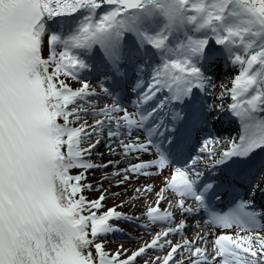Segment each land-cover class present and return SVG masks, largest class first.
<instances>
[{"label": "snow or ice", "instance_id": "snow-or-ice-1", "mask_svg": "<svg viewBox=\"0 0 264 264\" xmlns=\"http://www.w3.org/2000/svg\"><path fill=\"white\" fill-rule=\"evenodd\" d=\"M0 264H264V0H0Z\"/></svg>", "mask_w": 264, "mask_h": 264}, {"label": "bare ground", "instance_id": "bare-ground-1", "mask_svg": "<svg viewBox=\"0 0 264 264\" xmlns=\"http://www.w3.org/2000/svg\"><path fill=\"white\" fill-rule=\"evenodd\" d=\"M230 75V74H229ZM141 180H143L144 179V177H141L140 178ZM155 179H156V181L157 182H159V177H155ZM130 183H132V182H130ZM105 186L107 187V182H105ZM93 193H89V195H92ZM112 201H106V203H111ZM195 219H200L201 220V223H203V220L200 218V217H196ZM193 222V221H192ZM191 222V223H192ZM190 223V224H191ZM192 230L191 231H186V234H191V232L192 231H194V229L193 228H191ZM139 231V230H138ZM137 231V232H138ZM116 238L117 237H108L107 239H108V241H110L109 243H108V247L109 248H113L114 247V243H112L111 241H116V242H123V243H125V244H132V245H134V244H136L137 243V241H135V240H126V241H118V240H116ZM152 254H156V253H153L151 250H149V255H152ZM147 258V257H146Z\"/></svg>", "mask_w": 264, "mask_h": 264}, {"label": "rangeland", "instance_id": "rangeland-1", "mask_svg": "<svg viewBox=\"0 0 264 264\" xmlns=\"http://www.w3.org/2000/svg\"><path fill=\"white\" fill-rule=\"evenodd\" d=\"M226 75H229V73L227 72V74ZM226 75H224V76H226ZM98 175V174H97ZM90 178L91 179H96L97 178V176H91L90 175ZM139 229H136V231H138ZM176 237H174L173 239H175ZM116 240H118V241H126V240H128L126 237H123V236H120V237H117L116 238ZM156 254H159V253H156Z\"/></svg>", "mask_w": 264, "mask_h": 264}]
</instances>
